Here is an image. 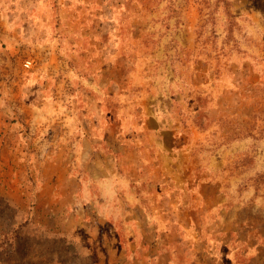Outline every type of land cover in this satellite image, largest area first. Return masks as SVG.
Listing matches in <instances>:
<instances>
[{"label": "rangeland", "instance_id": "1", "mask_svg": "<svg viewBox=\"0 0 264 264\" xmlns=\"http://www.w3.org/2000/svg\"><path fill=\"white\" fill-rule=\"evenodd\" d=\"M0 264H264V0H0Z\"/></svg>", "mask_w": 264, "mask_h": 264}, {"label": "crops", "instance_id": "2", "mask_svg": "<svg viewBox=\"0 0 264 264\" xmlns=\"http://www.w3.org/2000/svg\"><path fill=\"white\" fill-rule=\"evenodd\" d=\"M46 184H47V180H44V182H42L41 186L46 185ZM43 190H44L43 187H41V189L38 190V193L41 194Z\"/></svg>", "mask_w": 264, "mask_h": 264}, {"label": "built area", "instance_id": "3", "mask_svg": "<svg viewBox=\"0 0 264 264\" xmlns=\"http://www.w3.org/2000/svg\"><path fill=\"white\" fill-rule=\"evenodd\" d=\"M26 66H29V61L25 64Z\"/></svg>", "mask_w": 264, "mask_h": 264}]
</instances>
